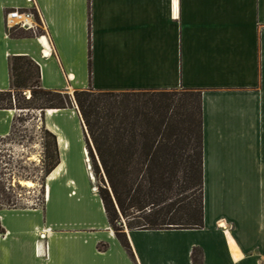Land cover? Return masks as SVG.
<instances>
[{"label":"crops","instance_id":"obj_1","mask_svg":"<svg viewBox=\"0 0 264 264\" xmlns=\"http://www.w3.org/2000/svg\"><path fill=\"white\" fill-rule=\"evenodd\" d=\"M14 9L42 27L10 35ZM12 57L68 95L200 91L204 225L125 230L131 255L93 189L75 107L47 110L59 165L41 207L0 209V264H194L193 253L196 264H264V0H0V92L11 90ZM14 117L0 110V139Z\"/></svg>","mask_w":264,"mask_h":264},{"label":"trees","instance_id":"obj_2","mask_svg":"<svg viewBox=\"0 0 264 264\" xmlns=\"http://www.w3.org/2000/svg\"><path fill=\"white\" fill-rule=\"evenodd\" d=\"M10 30L12 36L30 32ZM9 70L11 90L0 92V110H13V97L23 90L40 102L41 112L76 106L92 168L96 174L101 169L109 185V190L98 191L99 197L109 226L126 251L132 255L125 230L203 228L200 91L183 90L176 97V91L107 92L90 87L71 97L43 89L40 69L28 57H12ZM45 134L46 179L59 165V151L56 137L47 130Z\"/></svg>","mask_w":264,"mask_h":264},{"label":"rangeland","instance_id":"obj_3","mask_svg":"<svg viewBox=\"0 0 264 264\" xmlns=\"http://www.w3.org/2000/svg\"><path fill=\"white\" fill-rule=\"evenodd\" d=\"M7 30L13 34L11 30ZM183 93V90H177L176 97L182 96ZM31 96L29 90L14 95L15 102L12 104L15 105V117L11 133L6 139H0V208L41 207L45 201L44 146L49 138L45 134L46 128L42 120L47 110L41 112L40 102L31 99ZM74 107L76 110L75 105L72 109ZM72 122L70 118L69 123ZM90 166L92 168L91 162ZM91 174L95 179L92 181L94 190L98 192L105 187L109 190L101 169L100 174H96L92 168ZM26 180L33 182V188L28 189L20 185V181ZM120 220L126 224L125 219Z\"/></svg>","mask_w":264,"mask_h":264},{"label":"built area","instance_id":"obj_4","mask_svg":"<svg viewBox=\"0 0 264 264\" xmlns=\"http://www.w3.org/2000/svg\"><path fill=\"white\" fill-rule=\"evenodd\" d=\"M5 25L7 29L17 28L23 31L37 32L42 24L37 16L30 11L14 9L5 14Z\"/></svg>","mask_w":264,"mask_h":264},{"label":"bare ground","instance_id":"obj_5","mask_svg":"<svg viewBox=\"0 0 264 264\" xmlns=\"http://www.w3.org/2000/svg\"><path fill=\"white\" fill-rule=\"evenodd\" d=\"M61 142H63V139H62V138H61ZM84 162H85V164H86L87 170H89V171L91 172V171H92V168H91V166H90L89 156H87V158L84 159ZM64 164H65V159H64ZM64 164H63V165H64ZM88 164H89V167H88ZM61 168H63V167H61ZM56 174H57V173H56ZM53 175H54V174H53ZM53 175H52V176H53ZM54 176H55V175H54ZM91 180H92V181L95 180L93 175L91 176ZM19 183H20V185H22L23 187L28 188V189H31V188H33V186H34L33 182L28 181V180H26V181H20Z\"/></svg>","mask_w":264,"mask_h":264},{"label":"water","instance_id":"obj_6","mask_svg":"<svg viewBox=\"0 0 264 264\" xmlns=\"http://www.w3.org/2000/svg\"><path fill=\"white\" fill-rule=\"evenodd\" d=\"M107 185H108V183H107ZM109 186V185H108Z\"/></svg>","mask_w":264,"mask_h":264}]
</instances>
